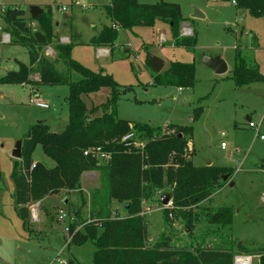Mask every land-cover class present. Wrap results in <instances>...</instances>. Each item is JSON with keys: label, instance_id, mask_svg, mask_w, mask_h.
<instances>
[{"label": "rangeland", "instance_id": "374dc122", "mask_svg": "<svg viewBox=\"0 0 264 264\" xmlns=\"http://www.w3.org/2000/svg\"><path fill=\"white\" fill-rule=\"evenodd\" d=\"M137 1L177 5L184 20L180 34L195 36V47H172L169 25L156 21L152 28L119 29L111 52L107 48L93 49L87 46L91 40L105 27L112 26L106 14L110 0H0V80L9 72L17 71L19 63L30 65L26 47L2 43V35L8 34L2 14L15 8L27 14L33 6L50 8L55 33L53 43L66 44L72 40L76 44L72 50L75 61L95 73L103 71L118 85L120 120L128 121L131 126L145 124L162 131L192 127L193 134L186 141L188 149L193 150V165L233 170L229 181L220 182L211 199L193 210L197 218L191 225L171 211L166 222L161 198L171 197L169 189L146 202L143 216L147 246L151 247L164 236L172 249L228 248L234 258L248 256L252 264H260V249L264 245V82L240 88L232 80V73L236 47L240 46L247 62L257 64L264 77V18H254L223 0ZM196 10L204 18H193ZM184 29L190 33L184 35ZM102 51L108 53L100 55ZM41 53L57 63L60 73H66L54 45L46 46ZM148 53L164 60L166 67L173 62L192 64L195 86L180 90L174 86H156L155 73L145 61ZM204 56L221 57L228 72L216 75L204 65ZM36 75L31 77L37 79ZM111 94V89L104 88L83 99L93 109L104 105ZM68 96L66 86L0 82V264H93L94 244L69 245L70 237L65 229L80 220L91 221V203L97 194L98 200H107L108 161H99L98 169L88 172L91 175L88 181H82L81 191L49 196L28 206V229L33 231L32 237L14 207L12 170L16 160L12 157L13 151L37 123L48 125L52 133H62L67 124L65 119L69 117ZM37 100L47 103L49 108L37 107ZM198 109L203 113L196 120L194 112ZM97 115L101 111L94 116ZM249 123L258 126V131L251 129ZM137 142L145 144L142 139ZM31 160L49 169L55 166L40 146L34 148ZM226 208L232 210L231 226L206 222L204 211ZM60 211L68 214L63 222L58 220ZM111 212L112 216H128L124 204L116 202H111Z\"/></svg>", "mask_w": 264, "mask_h": 264}, {"label": "trees", "instance_id": "16d2710c", "mask_svg": "<svg viewBox=\"0 0 264 264\" xmlns=\"http://www.w3.org/2000/svg\"><path fill=\"white\" fill-rule=\"evenodd\" d=\"M223 1L235 2L233 6L237 10H243L254 18H264V0ZM106 14L112 26L105 27L91 40L87 46L93 49L107 48L111 52L119 29L152 28L156 21L169 25L172 47H195V36L183 37L180 34L184 20L175 4L110 0ZM2 19L11 35L10 44L28 49L30 65L19 63L18 70L9 72L0 82L66 86L69 89V121L65 130L52 133L44 123L34 125L22 141L21 160H16L13 166L14 207L30 237L34 233L28 229L27 207L49 196L81 191L83 175L98 169L99 161L93 151L100 148L109 155L107 200H98L97 194L91 203V221L80 220L74 226L72 223L69 225V245L83 246L92 242L95 246L93 264H233L234 253L228 248L200 246L177 250L170 248L164 236L148 247L143 216V203L154 200L158 192L169 189L172 205L171 208H163L166 222L171 211L191 225L197 218L193 210L210 200L219 183L225 184L222 178L227 175L229 181L233 170L193 165V150L188 149L186 141L193 134L192 127L162 131L145 124L131 126L128 121L120 120L117 116L118 85L103 71L95 73L75 61L72 50L76 44L72 40L66 44L53 43L55 33L50 8L36 19L24 10L8 9L2 14ZM27 22H35L38 28L31 29ZM49 45H54L65 74L57 70L56 62L42 56L43 48ZM34 74H37V79L31 77ZM232 74V80L240 88L264 82L258 65L247 62L240 46L236 47ZM153 83L163 87L193 88L195 68L192 64L173 62L161 73L153 75ZM104 88L112 90L111 97L104 105L89 109L83 97ZM99 111L101 115L94 116ZM202 113V109L196 110L194 119H199ZM130 133L145 141L143 149L129 147L122 142ZM36 146H40L55 163L53 168L33 164L31 155ZM86 151L92 152L85 156ZM111 202L124 204L128 216H112ZM72 213L77 215L73 209ZM203 215L210 225L225 227L232 224V210L228 208L204 211ZM260 254V264H264V245Z\"/></svg>", "mask_w": 264, "mask_h": 264}, {"label": "water", "instance_id": "95a60500", "mask_svg": "<svg viewBox=\"0 0 264 264\" xmlns=\"http://www.w3.org/2000/svg\"><path fill=\"white\" fill-rule=\"evenodd\" d=\"M43 11H44L43 8L33 6L29 9V15L31 16L32 19H36ZM192 17L201 19V18H204V15L201 12L196 10ZM145 61H146L147 65L149 66L150 70L155 74L161 73L166 68V65H167L164 60H162V59H160V58H158V57H156L150 53H148L146 55ZM203 63L208 68L213 70L214 73L218 76H222L228 72V66H227L226 62L221 57L211 58V57L204 56L203 57ZM68 121H69V117H66L65 122H68ZM12 157L17 161L21 160L22 142H19L16 145V148L13 151ZM222 180L224 182L228 181V176L227 175L224 176L222 178ZM230 185L233 186V183H230ZM170 198L171 197H169V196H163L161 198V204L163 207H166L168 205L169 201L171 200Z\"/></svg>", "mask_w": 264, "mask_h": 264}, {"label": "built area", "instance_id": "2783aa9c", "mask_svg": "<svg viewBox=\"0 0 264 264\" xmlns=\"http://www.w3.org/2000/svg\"><path fill=\"white\" fill-rule=\"evenodd\" d=\"M232 3H233V5H235V2H232ZM62 10H65V9L63 8ZM27 26L34 30V28H36L37 24L35 22H27ZM0 31H1V29H0ZM189 33H190L189 30L184 29V32H183L184 35L189 34ZM64 40L67 42L66 38ZM2 43L3 44H10L11 43V35L9 33L8 34L5 33V34L2 35ZM106 53H107L106 51H102V53H100V55H106ZM36 105H37V107H39L41 109H48L49 108L48 104L43 102V101H41V100H37L36 101ZM249 127L251 129H255V130L258 131V126H255L252 123H249ZM137 140H138L137 136L134 133H130V134H128L127 136H125L122 139V142H125L127 144V146H129V147H134L136 149H143L144 144H139L137 142ZM221 148L224 149L225 145L222 144ZM89 152H92V151H86L84 153L85 156L88 155ZM93 154L96 156V159L98 161H108L109 160V155L103 153L100 148H96L93 151ZM145 205H146V203L144 202L143 203V208L145 207ZM171 205H172V203L170 201L168 203V205L166 207H164V208H169L168 206H170V208H171ZM143 214H144V210H143ZM67 215H68L67 213H64L63 211H60L59 212V216H58V220L60 222H63L64 219L67 217ZM65 230H66L67 234H70L69 226H67ZM233 262H234V264H252V258L248 257V256H237V257L233 258ZM62 264H66V263H62Z\"/></svg>", "mask_w": 264, "mask_h": 264}, {"label": "crops", "instance_id": "0c3cea01", "mask_svg": "<svg viewBox=\"0 0 264 264\" xmlns=\"http://www.w3.org/2000/svg\"><path fill=\"white\" fill-rule=\"evenodd\" d=\"M70 39V38H69ZM68 40V39H67ZM71 40V39H70ZM69 41V40H68ZM107 53H108V51H107ZM91 174L90 173H85L84 175H83V177H82V180H81V184H82V181L85 179V180H87L88 181V177L90 176ZM230 183V182H229ZM146 203V202H145ZM125 206V205H124Z\"/></svg>", "mask_w": 264, "mask_h": 264}]
</instances>
